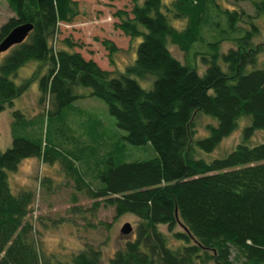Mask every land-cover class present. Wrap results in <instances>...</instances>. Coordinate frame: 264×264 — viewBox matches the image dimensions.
I'll return each instance as SVG.
<instances>
[{
	"label": "trees",
	"instance_id": "1",
	"mask_svg": "<svg viewBox=\"0 0 264 264\" xmlns=\"http://www.w3.org/2000/svg\"><path fill=\"white\" fill-rule=\"evenodd\" d=\"M232 1L226 6L217 0H131L128 11L114 16L116 27L138 40L134 57L121 71H109L83 58L70 39L57 41L58 23L77 14L75 1L5 0L12 14L0 25V41L18 24L32 27L0 61V111L34 78L38 105L51 106L38 116L59 114L80 96L77 89L86 87L103 101L124 140L149 144L153 155L120 162L107 157L95 175L97 188L58 147L17 135L27 122L12 110L11 142L0 151V264H100L99 251L91 247L67 261L37 247L26 219L34 194H13L7 174L28 157L63 165L76 189L94 200L91 209L102 203L115 217L137 218L134 237L107 264H264V141L247 143L255 130H264V42L252 45L258 32L253 20L264 14V0H248L253 14L238 5L241 0ZM168 43L183 53L182 61ZM103 45L110 53L116 50L111 42ZM32 59L40 69L15 84L10 76ZM197 114L212 120L202 137L194 136ZM243 116L240 141L226 154L194 157L195 150L212 151ZM78 121L83 122L76 130L88 133L87 121ZM158 226L180 245L170 246ZM176 226L181 232L173 231Z\"/></svg>",
	"mask_w": 264,
	"mask_h": 264
},
{
	"label": "rangeland",
	"instance_id": "2",
	"mask_svg": "<svg viewBox=\"0 0 264 264\" xmlns=\"http://www.w3.org/2000/svg\"><path fill=\"white\" fill-rule=\"evenodd\" d=\"M73 1L77 5V14L69 22L58 23L57 41L68 38L77 44L73 49L83 58L93 60L102 69L121 71L125 64L132 61L138 40L129 38L116 27L117 19L114 13L117 10L128 11L131 0ZM217 1L226 6L233 5L232 0ZM237 3L253 14L248 0ZM11 14L5 0H0V25ZM253 21L258 26V32L252 38V45L264 42V14H258ZM103 41L111 42L116 50L110 53L104 47ZM167 47L174 57L183 60V53L174 45L168 43ZM221 47L225 49L227 44H222ZM7 52L8 49L0 52V61ZM40 66L37 60H28L17 68L10 79L19 84ZM37 82V78L30 81L26 90L12 100V105L0 111V151L10 145L12 110H18L27 124L24 123L25 128L22 124L17 128V135L28 139L40 138L45 140L48 147H58L60 152L73 162L74 168L84 180L97 188L101 184L95 175L103 169L107 157H111L115 162L152 157L153 150L149 144L131 145L124 140L125 132L114 125L103 101L90 95L86 87H79L77 93L80 96L59 114L52 110L49 116H38L36 112L45 111L46 108L49 110L51 106L48 103L38 105ZM138 83L145 86L140 80ZM78 119L87 121L88 133L86 130L85 133L83 130H76L83 122H77ZM211 122L207 116L195 115L192 125L194 136L207 135L205 128ZM245 122L247 118L240 117L236 128L221 139L212 151L204 153L195 150L194 157L209 160L226 154L240 141V130ZM262 141L264 130H255L247 143L252 145ZM7 174L13 194L20 190H29L34 194L31 212L26 219L32 225L37 247L43 255L67 261L71 254L91 247L99 251L100 264H107L110 256L122 247L125 241L134 237L137 218L129 214L115 217L113 210L104 207L102 203L91 209L94 200L87 196L84 189H76L72 175L60 163L42 162L36 157L23 158L17 168ZM124 224L131 227L128 235L120 234ZM158 230L166 236L170 246L180 245L171 238L164 226H158ZM173 231L181 232V228L176 226Z\"/></svg>",
	"mask_w": 264,
	"mask_h": 264
},
{
	"label": "water",
	"instance_id": "3",
	"mask_svg": "<svg viewBox=\"0 0 264 264\" xmlns=\"http://www.w3.org/2000/svg\"><path fill=\"white\" fill-rule=\"evenodd\" d=\"M31 27L32 25L30 23H22L9 30V32L0 41V52H4L11 46L22 42L25 39L27 33L30 31ZM130 232L131 227L128 224H124L120 229V234L122 235H128Z\"/></svg>",
	"mask_w": 264,
	"mask_h": 264
}]
</instances>
